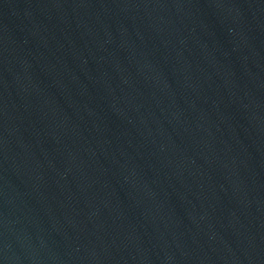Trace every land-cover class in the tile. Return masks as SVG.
Here are the masks:
<instances>
[{
  "label": "water",
  "instance_id": "obj_1",
  "mask_svg": "<svg viewBox=\"0 0 264 264\" xmlns=\"http://www.w3.org/2000/svg\"><path fill=\"white\" fill-rule=\"evenodd\" d=\"M0 264H264V0H0Z\"/></svg>",
  "mask_w": 264,
  "mask_h": 264
}]
</instances>
